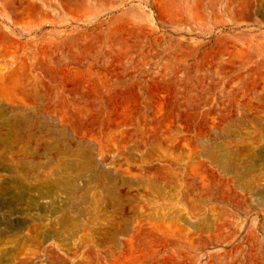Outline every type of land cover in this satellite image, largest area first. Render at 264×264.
Segmentation results:
<instances>
[{"label":"rangeland","instance_id":"1","mask_svg":"<svg viewBox=\"0 0 264 264\" xmlns=\"http://www.w3.org/2000/svg\"><path fill=\"white\" fill-rule=\"evenodd\" d=\"M0 264H264V0H0Z\"/></svg>","mask_w":264,"mask_h":264}]
</instances>
